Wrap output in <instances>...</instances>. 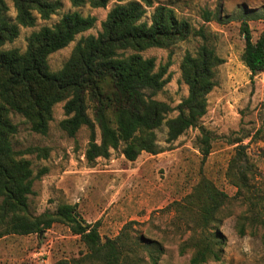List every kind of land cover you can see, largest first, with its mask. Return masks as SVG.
<instances>
[{
    "label": "rangeland",
    "instance_id": "rangeland-1",
    "mask_svg": "<svg viewBox=\"0 0 264 264\" xmlns=\"http://www.w3.org/2000/svg\"><path fill=\"white\" fill-rule=\"evenodd\" d=\"M59 1L62 6L58 13L47 20L38 16L35 26L21 27L20 35L5 48L25 51L32 32L54 25L67 12L77 10L85 16H95L92 28L50 54V68L57 71L82 37L101 31L102 22L116 4L110 1L106 7H93L89 3L75 7L70 0ZM7 2L9 15L14 18L13 2ZM159 3L173 7L196 29L204 28L209 42L224 59L216 69V85L208 95L207 112L199 126L190 127L172 142H167L164 126L158 131V142L164 151L157 154L142 152L131 161L120 147L112 149L108 157L100 156L90 162L86 157L90 129L84 125L71 136L60 126L66 117L65 101L55 104L47 134L32 131L24 117L13 113L12 119L18 125L13 146L24 151L22 155L31 161L35 176L33 192L28 197L29 211L38 215L56 211L64 202L73 204L87 222L100 221L102 241L116 237L126 223L134 221L129 231L134 238L144 236L163 246V252L159 253L157 244L140 243L144 264H153L148 248L159 256L157 264H191L192 248L181 254L180 245L190 236L193 212L199 209L191 203L192 212L185 208L187 204L175 202L184 203L196 185L206 179L228 195L216 226L227 240L223 246L224 260L203 264H264V71L252 79L241 59L245 45L242 21L247 19L256 40L264 20L248 16L264 11V0H157L154 7ZM154 7L147 9L143 20L150 22ZM205 11L212 12L210 21L205 20ZM202 41L200 35H191L168 48L141 51L144 57H154L157 67L169 63V81L155 95L173 108L168 117L178 114L176 107L188 95L181 71L183 58L187 52L195 53ZM89 113L93 117V111ZM201 126L207 130L211 142V152L204 160ZM97 139H100L98 128ZM29 147L36 150L26 151ZM238 168H249L246 169L249 185L240 193L233 184V173ZM42 169L46 172L38 175ZM241 225L246 230L243 236L238 233ZM201 229L196 221V237ZM86 252L88 247L80 235L60 222L40 233L8 234L0 238V264H57L61 259H80Z\"/></svg>",
    "mask_w": 264,
    "mask_h": 264
},
{
    "label": "trees",
    "instance_id": "trees-1",
    "mask_svg": "<svg viewBox=\"0 0 264 264\" xmlns=\"http://www.w3.org/2000/svg\"><path fill=\"white\" fill-rule=\"evenodd\" d=\"M11 1L16 11L14 18L9 15L7 0H0V238L8 234L40 233L60 222L80 235L88 252L80 259H61L57 264H144L140 243L157 244L159 253L163 252V246L144 236L134 238L129 232L134 221L126 223L116 237L102 241L100 221L87 222L73 204L64 202L56 211L38 215L29 211L28 197L33 192L35 176L31 161L22 155L24 151L15 150L13 146L18 125L12 114L24 117L32 131L47 134L55 104L65 101L66 117L60 126L71 136L84 125L90 129L88 161L108 157L112 149L120 147L126 159L133 161L142 152L164 151L158 142V131L164 126L167 142L176 140L190 127L199 126L207 112L208 95L216 85V69L224 59L209 42L204 28L196 29L167 4L159 3L154 7L157 0H70L75 7L87 3L106 7L110 1L116 4L102 22L101 31L82 37L63 66L52 71L50 54L69 45L77 34L92 28L96 17L85 16L77 10L67 12L54 25L32 32L25 51L7 49L5 45L20 35L21 27L35 26L38 16L49 19L62 6L59 0ZM149 7H154L150 22L143 20ZM252 16L264 20V11L248 17ZM204 17L210 21L212 12L205 11ZM241 30L245 39L241 59L253 79L264 71V26L256 40L247 19H243ZM191 35H200L203 41L195 53H186L181 64L188 95L176 107L178 114L168 117L173 108L155 95L169 81V63L157 67L156 59L144 57L141 51L151 47L168 48ZM201 130L204 132L201 146L204 160L211 152V142L207 130L202 126ZM35 150L29 147L26 151ZM246 169L249 170L238 168L233 173V184L239 193L249 185ZM45 172L42 169L38 175ZM227 199L225 192L205 179L196 185L184 203L175 202L187 204L185 208L192 212L191 203L199 209L193 212L190 236L180 245L181 254L192 248L191 264L222 259L227 239L216 226ZM196 221L202 228L199 237H196ZM238 233L246 234L243 225L238 227ZM148 252L150 261L157 264L159 256L152 248H148Z\"/></svg>",
    "mask_w": 264,
    "mask_h": 264
},
{
    "label": "crops",
    "instance_id": "crops-1",
    "mask_svg": "<svg viewBox=\"0 0 264 264\" xmlns=\"http://www.w3.org/2000/svg\"><path fill=\"white\" fill-rule=\"evenodd\" d=\"M224 258H225V257H222V259H221V260H219V262H222V261L224 260Z\"/></svg>",
    "mask_w": 264,
    "mask_h": 264
}]
</instances>
